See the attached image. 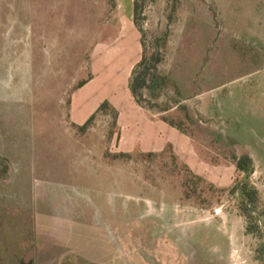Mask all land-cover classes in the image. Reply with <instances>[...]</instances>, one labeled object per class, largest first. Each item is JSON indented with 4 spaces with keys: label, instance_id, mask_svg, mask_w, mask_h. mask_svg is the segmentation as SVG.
Segmentation results:
<instances>
[{
    "label": "rangeland",
    "instance_id": "rangeland-1",
    "mask_svg": "<svg viewBox=\"0 0 264 264\" xmlns=\"http://www.w3.org/2000/svg\"><path fill=\"white\" fill-rule=\"evenodd\" d=\"M133 1L0 0V264H264V0Z\"/></svg>",
    "mask_w": 264,
    "mask_h": 264
},
{
    "label": "trees",
    "instance_id": "trees-1",
    "mask_svg": "<svg viewBox=\"0 0 264 264\" xmlns=\"http://www.w3.org/2000/svg\"><path fill=\"white\" fill-rule=\"evenodd\" d=\"M137 1L138 0L133 1L134 14H136V10H137ZM113 7H114V9L117 8V3L115 0H113ZM139 32L141 33V30H139ZM144 63H145V53L143 52L141 55L140 61L133 67V69L131 71V77L128 79V88L130 90V93L132 94V96L136 100V102H137L138 93L146 87V77L144 76L145 74L143 76L137 77L135 79L132 78V76H133L135 70L138 67L142 66ZM89 80H91V78H88L86 80L79 82V84L76 86L74 91H76L77 89L84 86ZM108 107H109L108 102L101 103L100 106L98 107V109L90 116V118L82 126H79V128L84 129L89 124V122L93 119V117L97 111H101V110L108 108ZM148 155H150V153ZM235 170H236L237 175H240L242 173H250L252 170L251 158L248 155H243V156L237 158L236 162H235ZM232 190H233V192L238 191L241 194V197H242V200L244 201V203L242 201V204L240 206V211L242 212L243 216L248 218L249 216H248L246 207H248L249 204H247V202L248 203L257 202L258 198H257L256 190L253 187L248 186L247 184H243V183L239 184L237 182L233 186ZM83 228L85 229V232H87L86 229H88V228L87 227H83ZM88 232H90V231L88 230ZM69 236L71 237V240H72V236L71 235H69ZM70 237L67 240H70ZM65 243H66L65 245L69 247L70 243H69V245L67 242H65ZM69 254L75 255L77 257L78 264H90V263H94V261L96 262V260L94 258L87 256L88 254L85 255L80 250L75 251V252L70 250ZM65 262H67V261L65 260ZM63 264H67V263H63ZM118 264H120L119 259H118Z\"/></svg>",
    "mask_w": 264,
    "mask_h": 264
},
{
    "label": "crops",
    "instance_id": "crops-1",
    "mask_svg": "<svg viewBox=\"0 0 264 264\" xmlns=\"http://www.w3.org/2000/svg\"><path fill=\"white\" fill-rule=\"evenodd\" d=\"M119 1L120 2L118 3L117 7L120 9L122 7V5H123V0H119ZM130 1L132 2L133 0H130ZM136 63H138V61H136ZM136 63L134 65H136ZM91 80L89 81V83L91 82ZM83 87H81V88L83 89ZM81 91L82 90L77 89L76 91H74L72 93L71 102H70V108H69V119H70V122L73 125H76L78 127L82 126L90 118V116L98 109V107L100 106L101 103H103V102H112L109 98H102L100 92H81ZM95 100H98V104H97L95 110H93L87 116L84 115L83 113L89 108V105ZM134 106L137 107L139 110L141 109V107L139 105L138 106L134 105ZM129 108H130V106H129ZM74 109L75 110L77 109L76 113H75ZM78 120L82 121V122H79ZM77 121L80 124L77 123ZM158 123H162V122L158 121ZM148 153H150V152H148ZM34 264H38V262L36 261V263H34Z\"/></svg>",
    "mask_w": 264,
    "mask_h": 264
},
{
    "label": "flooded vegetation",
    "instance_id": "flooded-vegetation-1",
    "mask_svg": "<svg viewBox=\"0 0 264 264\" xmlns=\"http://www.w3.org/2000/svg\"><path fill=\"white\" fill-rule=\"evenodd\" d=\"M25 256V253H24V255L22 256V257H20V258H23Z\"/></svg>",
    "mask_w": 264,
    "mask_h": 264
}]
</instances>
